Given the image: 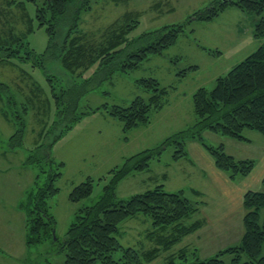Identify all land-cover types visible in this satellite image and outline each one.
Masks as SVG:
<instances>
[{
    "label": "rangeland",
    "instance_id": "rangeland-1",
    "mask_svg": "<svg viewBox=\"0 0 264 264\" xmlns=\"http://www.w3.org/2000/svg\"><path fill=\"white\" fill-rule=\"evenodd\" d=\"M215 1L91 0L88 3L91 6L82 14L80 28L85 40L93 44H101L108 37L114 36L118 24H136V29L129 35L133 42L141 34L144 36L147 32L192 19L188 22L186 32L165 52L150 55L129 73L115 72L112 78L101 83L97 82L103 71L94 73L100 61L89 70L71 73L62 67L57 54L52 55L46 67L54 79L53 82L48 80L40 67L34 68L30 63L18 60L0 61V81L10 86L7 90L8 97L0 98V264H47V260L52 264L65 262L66 252L59 250V245L50 239L36 245L27 243V217L21 203L26 199L27 192L35 186V178L42 173L41 169L51 167L43 159L41 163L30 162L31 154L41 158L51 156L53 167L62 171V176L55 182L59 191L48 200L50 212L57 220V238L62 241L79 207L97 201L124 159L145 149L157 147L167 137L194 125L197 120L193 102L195 91L199 87L212 89L219 76L228 73L237 63L258 49L263 39L254 34L258 19L255 14L229 6L210 21L195 19L196 12L211 6ZM82 2L83 0H77L79 5ZM5 3L6 0H0V5ZM36 12L37 5L32 1L25 0L19 6L6 9L5 13H2L0 6V36L7 35L5 31L19 33L26 26V21L22 19L30 18L33 20L34 29L27 38L37 53H43L49 36L46 28L39 26ZM66 32L65 29L60 30V44ZM190 64H197L199 68L187 74L183 80H178L176 73ZM147 77H155L162 86L174 85L175 88L169 94L168 103L162 109L152 112L149 123L124 132L120 121L110 116L104 107L106 104L109 107L114 104L127 106L138 96L147 98L149 92L139 82ZM87 79L93 83L87 82L79 100L78 89H82ZM52 86L61 99L55 100ZM59 102L63 105H59ZM65 102L70 103L71 107L78 104L77 112H73V116H79L82 111L86 114L56 141L68 124L58 115L61 109L65 110ZM5 111L9 113L10 119ZM20 117L26 125L23 143L16 146L17 138L11 137L17 127L21 126L17 123ZM244 134L253 140L241 141L244 144H239L243 148L228 144V150L234 151L233 153L241 149L251 159L255 157L256 165L249 175L250 179L244 183L241 181L239 184H232L216 179L209 170V161L202 156L201 152L205 148L198 139L187 142L186 158L174 159L176 145L170 143L160 159L154 158L148 168L138 169L121 180L117 188L119 199H126L161 184L171 192L184 189L192 201H207L202 211L195 214V219L221 220L225 224L220 237L213 243L212 234L207 232L213 230L214 224L208 222L202 230L184 236L170 250L162 251L159 257L144 264H164L167 253L182 248L188 249L190 254L195 250L200 257L206 258L215 255L224 247L240 242L244 234L243 191L264 190V181H260L264 178V134L255 129H246ZM203 136L211 145L219 144L222 142L219 141L220 137H223L209 130L204 131ZM39 144L43 146L36 151ZM204 151L211 156L206 149ZM89 176L95 179L93 194L80 202L70 200L69 195L73 188ZM238 179L237 177L235 182H239ZM194 190L203 192V198ZM191 220L193 221L191 218L185 222L191 223ZM154 227L149 216L140 214L130 217L120 224L119 239L124 245L139 250L158 246L154 239ZM156 229L159 235L164 236L174 232L172 226ZM151 232L152 235L148 237L147 234ZM119 254L120 252L116 253V257ZM223 258L230 262L232 256L227 254ZM189 260H193L192 255Z\"/></svg>",
    "mask_w": 264,
    "mask_h": 264
},
{
    "label": "trees",
    "instance_id": "trees-1",
    "mask_svg": "<svg viewBox=\"0 0 264 264\" xmlns=\"http://www.w3.org/2000/svg\"><path fill=\"white\" fill-rule=\"evenodd\" d=\"M24 1L6 0L5 4L0 5L1 11L5 13L6 9L19 6ZM26 1H32L37 5L36 19L40 27L46 28L49 36L47 47L43 53H37L31 47L27 37L34 29L33 20L21 18L22 21H26V26L23 25L25 28L20 29L19 33L5 31L7 35L0 36V61L18 60L30 63L34 68L40 67L50 82L54 79L48 73L46 66L52 55L57 54L62 67L71 73L89 70L97 61H100L94 73L103 71V75L97 82L101 83L112 78L115 72L129 73L150 55L165 52L177 43L179 37L186 32L188 22L192 21L190 19L185 23L170 24L147 32L144 36L141 34L133 42L129 35L136 29V24L131 22L118 24L119 26L114 30V36L108 37L101 44H93L85 40V35L80 28L82 14L91 6L88 5L91 0H83L81 5L77 4V0ZM229 6H236L248 14L258 16L254 34L257 38L263 39V42L255 52L237 63L228 73L219 76L212 89L199 87L195 91L193 102L197 120L194 125L167 137L157 147L145 149L137 155L124 159L97 201L94 204L79 207L62 241L57 238V220L50 212L48 202L49 198L59 191L55 182L62 176V171L53 167L51 156L46 155V158H41L35 154L30 155V162L41 163L43 159L45 163H50L51 167L41 169L40 173L44 175L42 173L37 175L35 186L27 192L26 199L21 203L27 217L28 245H36L50 239L59 245V250L66 252L63 264H144L159 257L162 251L170 250V247L181 241L184 236L200 229L205 221L194 220V217L202 211L207 201L205 199L192 201L184 189L171 192L161 184L126 199L117 197V188L121 180L138 169L148 168L150 161L154 158L160 159L170 143L176 145L174 159L186 158L188 156L187 142L198 139L212 156L215 166L225 172L230 179L235 180L237 177H246L252 173L256 165L254 159L236 158L227 152L224 142L211 145L203 136V132L209 130L223 137L249 141L250 139L244 134L246 129H255L264 134V0H228L226 2L216 0L211 6L196 12L195 19L210 21ZM61 29L67 32L60 44L58 36ZM127 47L130 48L127 49ZM186 67L176 73L178 80H183L187 74L196 71L199 65L190 64ZM88 79L83 83L82 89H78L79 100ZM139 82L149 92L147 98L138 96L127 106L114 104L109 107L106 104L104 107L110 116L120 121L124 132L149 123L152 112L162 109L168 103L169 94L175 88L174 85L162 86L155 77H147ZM33 84L36 85L35 82ZM9 87L8 83L0 81L1 99L7 96ZM34 92L33 94L36 95ZM52 93L55 100L61 99L60 96L58 98L54 86H52ZM62 100L64 102V99ZM47 101L50 103L48 97ZM61 104L63 105L59 102V105ZM77 105L71 107L70 103L65 102L63 107L65 110L61 109L58 113L59 117L64 118L68 124L57 136L56 141L62 137L63 132L71 129L73 124L86 114L82 111L79 116L77 115L78 117L73 116L72 113L77 112ZM5 114L10 119L7 111ZM17 123L21 126L17 127L11 137V139L17 138L16 146L23 143L26 125L23 118ZM42 146L43 144H39L36 151ZM44 178L46 179L40 183ZM94 182L95 179L89 176L76 185L70 192V200L80 202L90 197L94 191ZM194 192L203 198V192L200 190H194ZM243 205L244 234L238 244L227 246L206 258L200 257L195 250L190 254L188 249L182 248L167 253L164 264H264V190H247L243 197ZM140 214L149 216L156 228L172 226L174 232L166 236L159 235L154 227V239L158 242V246L139 250L133 246L124 245L119 239L120 224ZM191 218L193 219L191 223L185 222ZM152 233L147 236L149 237ZM118 252L120 254L116 257ZM227 254L232 256L230 262H226L223 258ZM190 255L193 258L192 261L189 260ZM47 264L52 262L47 260Z\"/></svg>",
    "mask_w": 264,
    "mask_h": 264
},
{
    "label": "crops",
    "instance_id": "crops-1",
    "mask_svg": "<svg viewBox=\"0 0 264 264\" xmlns=\"http://www.w3.org/2000/svg\"><path fill=\"white\" fill-rule=\"evenodd\" d=\"M189 75V74H188ZM201 85V84H200ZM199 85V86H200ZM198 86V87H199ZM197 87V88H198ZM251 141L253 140V139H251V138H249ZM218 141V140H217ZM219 141H222V142H225V145H226V150L231 154V155H233V156H235V157H239V158H244V157H249L250 158V156H248V155H246L245 153H243V151L240 149V151H237V153L235 154V153H233L234 151H230V150H228V144L230 143V145H232L233 144V146L234 145H236L235 147H238V148H243V147H241V144H239V143H242V144H244V142H241V141H238V140H235V139H232V138H227V137H220V139H219ZM191 143H192V141H191ZM205 150V149H204ZM204 150H202V156H204V158L206 159V160H208L209 161V164H210V167L211 168H209V170H210V172H212L213 173V175H214V177L216 178V179H218V180H225L226 181V183H232V184H239L241 181L244 183L246 180H248V179H250L249 177L250 176H246V177H239V182H235V180H232V179H230L229 177H228V175L225 173V172H223V171H221L220 169H218L216 166H215V163H214V160H213V158L211 157V156H209ZM254 159H255V157H253ZM259 162H260V159H259ZM205 175H206V173H205ZM260 181H264V178L263 179H261ZM260 188V187H259ZM227 189H230V188H227ZM230 190H232V189H230ZM247 190L246 189H244V191H243V196H242V198L244 197V194H245V192H246ZM242 214L244 215L245 214V211H243L242 212ZM241 214V215H242ZM194 220H196V219H194ZM243 220H244V218H243ZM213 223L214 224V228H213V230L212 231H208L207 233H211L212 234V238H211V243H213L214 242V240H216L218 237H220V232L222 231V227L223 226H225V224H224V222H222L221 220H209V221H205V223H204V225L206 224V223ZM239 224H240V222H239ZM203 225V226H204ZM243 225H244V221H243ZM202 226V227H203ZM202 227L200 228V229H198L197 231H200V230H202ZM243 236V235H242ZM225 248V247H224ZM223 249V248H222Z\"/></svg>",
    "mask_w": 264,
    "mask_h": 264
},
{
    "label": "water",
    "instance_id": "water-1",
    "mask_svg": "<svg viewBox=\"0 0 264 264\" xmlns=\"http://www.w3.org/2000/svg\"><path fill=\"white\" fill-rule=\"evenodd\" d=\"M222 1L226 2V1H228V0H222Z\"/></svg>",
    "mask_w": 264,
    "mask_h": 264
}]
</instances>
